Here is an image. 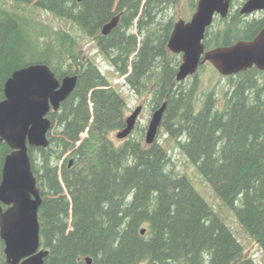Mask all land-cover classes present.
<instances>
[{"label": "trees", "instance_id": "trees-1", "mask_svg": "<svg viewBox=\"0 0 264 264\" xmlns=\"http://www.w3.org/2000/svg\"><path fill=\"white\" fill-rule=\"evenodd\" d=\"M10 1L34 5L76 25L102 50H113L124 61L120 74H126L130 63L125 55L135 51L137 39L121 33L122 23L136 19L143 0ZM197 1H192V9ZM179 2L147 0V15ZM115 3L116 13H123L120 26L103 36V27L116 15ZM160 27L142 32L141 55L149 64L136 59L128 82L140 96H151L154 110L167 102L165 134L235 210L241 226L264 254V88L245 77L240 84H231L224 108L218 109L215 93L204 94L198 78L189 86L177 82L181 60L166 49L169 32L163 44H156ZM244 34L243 28L233 29L232 23L224 36L212 27L205 44L207 49L229 45ZM32 64L48 65L60 80L78 76L73 93L58 112L50 113L52 131L56 129L64 139L51 138V131L48 149L30 151L41 155L31 159L38 161L47 187L80 134L89 128L90 137L82 145L84 152L71 155L75 160L86 155L89 166L79 171L76 164H67L68 171L62 175L72 198V215L55 217L49 215V208L40 209L41 245L49 251L45 264H87V258L93 259L92 264H257L244 255L231 229L191 182L176 172L172 157L158 140L147 145L143 129L137 138L129 137L121 145L111 140L112 134L126 127L127 103L91 60L82 59L75 37L0 4V102L12 74ZM250 94L256 98L252 100ZM10 152L1 142L0 184ZM63 206L67 212L69 205ZM0 264H6L1 237Z\"/></svg>", "mask_w": 264, "mask_h": 264}, {"label": "water", "instance_id": "water-1", "mask_svg": "<svg viewBox=\"0 0 264 264\" xmlns=\"http://www.w3.org/2000/svg\"><path fill=\"white\" fill-rule=\"evenodd\" d=\"M82 2V0H78ZM231 0H199L189 22L179 20L168 41V49L182 56L176 80L184 83L199 67L211 63L222 75L232 76L252 68L264 70V31L252 42H238L229 47L206 51V32L216 15L226 18ZM264 10V0H248L243 15ZM120 17L107 23L101 34L108 36L119 25ZM78 76L60 80L46 64H32L15 71L4 87L0 102V143L11 152L6 156L0 184V237L4 243L6 264H45L49 251L41 245V189L33 170L31 149H48L53 129L51 112H58L77 86ZM167 102L153 113L146 133V144L157 141ZM143 107L126 119V127L117 133L119 140L135 130ZM146 230L142 231L145 235ZM87 264L93 259L87 258Z\"/></svg>", "mask_w": 264, "mask_h": 264}, {"label": "rangeland", "instance_id": "rangeland-1", "mask_svg": "<svg viewBox=\"0 0 264 264\" xmlns=\"http://www.w3.org/2000/svg\"><path fill=\"white\" fill-rule=\"evenodd\" d=\"M192 1L197 0H180L178 4L161 7V11L156 12L155 14H152L150 16L147 15V0L142 1L136 19L128 20L127 18L126 21H124L126 23H122L123 31L121 33L127 34L128 36H135L137 39V47L135 51L129 55H125L130 65H128L126 69V74L123 75L120 74L119 67H123L124 61L116 57V54L113 50L112 52H105L104 50H102L97 41H94L93 39L85 36L76 25H73L70 22L60 19L43 10L36 9L34 5L25 7L10 0H0V4L9 10L24 14L27 18L31 17L35 19L45 27L70 32L75 37L78 43V49L81 53L82 59L84 61L91 60L100 69L101 73H103V75H105L106 78L112 82V87H115L116 90L125 99L128 106L126 118L129 117L138 107H143L135 130L130 138H137L140 135V130L143 129L145 134L144 141L146 143L147 129L155 111L154 102L150 95L142 94L140 96L135 90H133L128 82V78L132 75V73H134L132 65L136 61V59H142L144 63L149 64V62L143 59L141 55L142 49H144V37L142 32L144 30L146 31V29L148 28L153 29L155 27L161 26L159 32L160 40L156 44L158 46L163 44L166 35L168 34V32L171 35L174 25L179 20L189 22L192 19V16L196 12V8H191ZM116 3L113 5L112 12L116 10ZM218 26L219 22L216 21L213 29L215 30L216 28H218ZM115 41L121 40L117 39ZM168 41L166 42L165 46L169 51ZM179 57L182 64V56ZM160 60L161 58L159 56L158 61ZM154 67H158L157 64H155ZM167 77L168 75L166 76V78ZM198 80L201 91H203L204 94L215 93L217 108L220 110L223 109L225 104L224 95L225 92L229 91V89L232 87V82L227 79H221V77H219L211 69H204V71L199 74ZM193 81H195V79L188 80V82H186V85H191ZM165 87L166 83L163 85V89H165ZM58 133L59 131L56 132V129H54L51 132V138L64 139V136ZM117 133L118 132L112 134L110 138L111 140L115 141L117 145H121V141H124L125 139L119 140L116 136ZM89 139V128H87L80 134V138L75 143L74 149L64 153L61 161L56 166V178H53L52 183L49 187L46 186L42 171L39 170L41 168L37 164L38 161L33 160V167L36 171V177L38 178L42 198L44 200L41 209L45 212V209L49 208L50 216L70 217L72 215L73 202L66 184L63 182L62 175L64 172L68 171L66 165L69 164L70 161L73 164H76L75 168L79 169V171L86 170V168L89 166V163L86 161L88 160L86 155H81L76 160L75 158H72L71 155L75 153V151H82V145H84ZM157 140L166 148V150L172 157L176 172H178L180 175L185 176L191 182L196 191L209 204L212 211L231 229L235 238L244 247V255L246 257L250 256L257 264H264V254L262 250L241 226L235 210L225 204L221 200V198L218 197L211 184L204 178L198 168L190 160H188L186 156L176 147V144L169 138L167 134H165V130L162 127L158 134ZM99 147L102 148L103 144H100ZM30 155L32 156V158L36 156V159L38 157H41L38 152H31ZM56 179L58 180V184L55 183ZM66 203L69 205L67 212H65L63 208V205ZM237 206H239V203Z\"/></svg>", "mask_w": 264, "mask_h": 264}, {"label": "flooded vegetation", "instance_id": "flooded-vegetation-1", "mask_svg": "<svg viewBox=\"0 0 264 264\" xmlns=\"http://www.w3.org/2000/svg\"><path fill=\"white\" fill-rule=\"evenodd\" d=\"M247 1L248 0H231L228 16L226 18H222L221 16L216 15V17L214 19V23L210 28H208V30L206 32L205 40L203 42L205 45L206 51H210V50L217 48V47H213L211 49H207L206 44H205V41L208 39L207 33L212 30V27L215 26L216 21L219 22V26L215 30H217V32H220L223 36L226 32L227 27L230 25V23H232L233 29L235 27H236V29H242L243 28V31L245 33L243 38H239L236 41H234L233 43H230L229 45H222L220 47H229V46L235 45L238 42H252L264 31V10L255 11L252 14H248V15L242 14V9H243V7ZM116 12H117V9L114 11V13H116ZM122 15H123V13H118V14L116 13V15L114 16V17H117V16L120 17L118 27L120 26V23L122 20ZM237 22H239V23L236 26ZM204 69H211L219 77H221V79H227V80L231 81L232 83L240 84L242 81L245 80L244 79L245 77H248L250 79L251 83H253L254 85L260 86L261 88H264V70H261L260 68H258L255 65L252 68H250L246 71H242L238 74H235L232 76H224L209 62L202 64L199 67L198 72L194 76H190L185 81V83L188 82V80H190V79L194 80V79L198 78L199 74L202 71H204ZM226 93H227V91L225 92L224 97H226ZM249 97L252 98V100H254L256 98L252 94H250ZM69 164H70L69 167H72L73 163L71 161L69 162Z\"/></svg>", "mask_w": 264, "mask_h": 264}]
</instances>
